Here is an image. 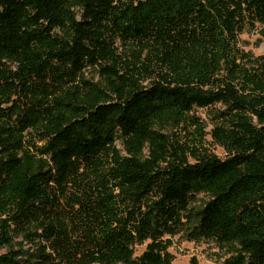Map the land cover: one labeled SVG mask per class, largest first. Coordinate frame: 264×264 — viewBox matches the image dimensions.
Segmentation results:
<instances>
[{
  "label": "trees",
  "instance_id": "16d2710c",
  "mask_svg": "<svg viewBox=\"0 0 264 264\" xmlns=\"http://www.w3.org/2000/svg\"><path fill=\"white\" fill-rule=\"evenodd\" d=\"M255 24L264 0H0V264H22L15 234L34 264H172L182 231L264 264V55L238 46ZM215 104L224 158L169 133L201 144L192 111Z\"/></svg>",
  "mask_w": 264,
  "mask_h": 264
},
{
  "label": "rangeland",
  "instance_id": "374dc122",
  "mask_svg": "<svg viewBox=\"0 0 264 264\" xmlns=\"http://www.w3.org/2000/svg\"><path fill=\"white\" fill-rule=\"evenodd\" d=\"M264 25L255 24L254 27L245 28L238 35V46L245 52H249L252 56L264 55ZM85 75L88 78L99 79V75L95 68L88 67L85 69ZM148 80L144 81V84ZM223 109L220 104H215L208 108H194L192 114L198 117L199 121L204 124V141L199 144L192 140L194 137V125L178 126L169 131L180 142H186L189 146H196L198 149L206 148L210 153L217 157L224 158L226 156L224 150L211 137V130L215 127L216 121L214 111ZM116 147L123 154L124 149L120 139L115 141ZM188 160L193 162L195 159L189 155ZM206 201V196L203 193H196L190 203L194 209L203 207ZM171 245L168 250L174 255L172 264H221L224 253L219 250L214 242L210 239L191 240L187 236L186 231H182L170 237ZM12 246L15 249L22 248V254L19 260L22 264H34L35 254L38 250L39 243L30 241L21 234H15L12 240ZM145 247L144 245L136 246V254H139ZM7 248L1 249L0 252L7 251Z\"/></svg>",
  "mask_w": 264,
  "mask_h": 264
}]
</instances>
